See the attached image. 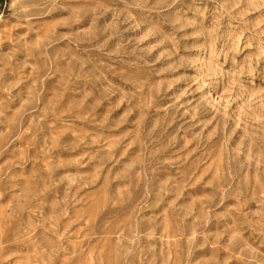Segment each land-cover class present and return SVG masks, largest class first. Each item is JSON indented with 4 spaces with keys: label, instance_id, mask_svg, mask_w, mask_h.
<instances>
[{
    "label": "rangeland",
    "instance_id": "rangeland-1",
    "mask_svg": "<svg viewBox=\"0 0 264 264\" xmlns=\"http://www.w3.org/2000/svg\"><path fill=\"white\" fill-rule=\"evenodd\" d=\"M0 264H264V0H0Z\"/></svg>",
    "mask_w": 264,
    "mask_h": 264
}]
</instances>
